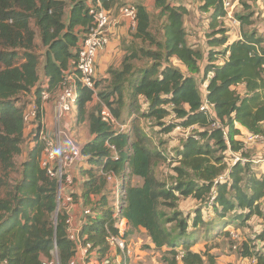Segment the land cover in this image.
Wrapping results in <instances>:
<instances>
[{
	"label": "trees",
	"instance_id": "1",
	"mask_svg": "<svg viewBox=\"0 0 264 264\" xmlns=\"http://www.w3.org/2000/svg\"><path fill=\"white\" fill-rule=\"evenodd\" d=\"M103 1L106 8L115 5L114 0ZM141 1L136 6L138 22L128 44V56L123 68L112 69L109 89L97 91L96 83L95 88L81 86L78 91L77 120L87 123L93 137L82 148L87 159L79 175L75 173V181L83 179V205L96 212V216H87L82 236L98 248L101 258L107 255V236L118 232L115 205L107 191L110 188L106 174L113 173L121 182L119 214L128 220V236L132 229L144 228L161 253L162 264H215V257L208 251L195 249L204 229L207 234L216 230L210 223L214 218L209 220L205 214L218 213L224 218L232 213L246 222L263 216L264 174L251 172L250 159L238 161L226 171L217 165L223 160L217 153L220 149L245 155L238 124L251 133L264 135V36L253 29L243 32L241 39L231 37L224 25L228 18L224 0H199L201 10H213L209 12L211 32L207 36L204 29V35L198 34L206 40V48L200 47L188 39L185 27V17L192 10L186 5L157 0L155 11L159 13L155 17L161 21L158 37L152 32L153 14ZM247 1L241 0L249 9ZM253 1L261 7L260 0ZM96 2L0 0V264H43L53 258L55 244L61 264H70L74 255L65 216L60 215L55 224L57 179L49 176L40 163L44 149L39 138L41 116L36 119L38 126L34 128L28 158L21 171L16 167L27 129L25 110L16 98L34 87L40 94L36 38L45 47L43 74L50 88L59 87L66 74L76 70L71 62L78 58L81 34L95 20L94 11L99 9ZM249 16L241 17L244 27L253 24ZM137 58L146 60L143 67L134 62ZM240 85L245 87L243 94L237 90ZM126 90L132 103H138L139 97L147 100L148 109L141 113L142 117L164 125L162 120L173 115L177 121L167 125L164 132L176 126L187 129L195 125L204 130L184 139L175 161L167 158L137 120L126 132L102 120L104 105L118 120L122 118ZM96 98L100 103H94ZM204 99L214 105V116L200 110ZM36 100L39 104L40 97ZM215 120L226 126L228 142L220 129L212 127ZM212 140L218 148L211 145ZM167 160L177 173V183L172 187L156 173L157 166ZM17 171L20 176L12 178ZM224 172L226 179L219 180ZM135 179L140 182L134 183ZM182 197H194L200 202L191 222L175 208ZM167 209L174 210L173 215H168ZM169 223H175V227L168 228ZM231 224L227 222L225 227ZM225 230L230 237L231 231ZM263 243L264 228L234 246L241 258L252 260L251 264H264ZM180 252L183 255L178 260Z\"/></svg>",
	"mask_w": 264,
	"mask_h": 264
},
{
	"label": "rangeland",
	"instance_id": "2",
	"mask_svg": "<svg viewBox=\"0 0 264 264\" xmlns=\"http://www.w3.org/2000/svg\"><path fill=\"white\" fill-rule=\"evenodd\" d=\"M69 2L70 0H66ZM117 1L120 0H114L115 5L118 4L119 9L113 6L115 9V12L117 13V17H112L115 19L116 24L113 28L110 29L112 33L110 34L112 40H113V46L111 47L110 51H108V47L104 50H101L98 54V57L96 58L95 63V76L93 77L92 84L90 88H93L96 83L99 84V87L96 89L97 91H101L104 89H109L108 86L110 84V81L112 80V69H121L123 68V64L125 61V56H128L127 51L128 50V44L133 40V34L134 31L130 26V34L126 32L125 27L123 35H127L130 38L122 39L121 34L117 31L118 28L123 27L125 24L120 20L123 19L121 16L120 7L124 5V3L129 2L131 4H134L137 6V4L141 3V0H122L119 3ZM224 0V4H225ZM156 2L157 0H144V4L149 9V11L153 14V22H152V32L153 34L160 37V28H161V21L158 17L159 10L155 11L156 9ZM170 3H177L180 5H186L189 9L192 10L190 15H187L185 17V27L187 31L189 32V40L192 42V44H198L200 47L206 48V40L204 37H199V33H203L204 35V29L207 31L206 34L208 36V33L211 32V28L209 25V12L213 11L210 9L209 12L203 11L200 9L201 2L199 0H168ZM232 4L231 8V16H228V18L225 19V24L227 29L229 30V35L231 37H234L235 39H241L242 34L245 31L251 32L253 29L258 31L260 34L264 36V6L263 7H256L254 5L253 0L247 1L250 8L246 9V7L242 4L241 0H229ZM69 5L66 8V17L69 15ZM194 11V12H193ZM111 12V11H110ZM243 15H250L249 21H251L248 25L245 24V27L242 25L241 17ZM125 20V19H123ZM236 20V22H235ZM113 27V25H112ZM198 28V29H195ZM263 27V28H260ZM260 28V29H259ZM259 29V30H258ZM133 31V32H132ZM197 34V35H196ZM205 34V35H206ZM194 38L196 40H194ZM111 40V42H112ZM127 40H130L129 42H125ZM36 52L38 53L40 57V66H39V73L41 75V81L38 84V87L41 88L40 94H37V87H34L31 92H25L20 94L16 99L19 100L18 105L23 106L25 113L28 116L29 120H33V118L29 115V110L35 109L34 103L37 101L36 99L40 97V103L37 105L42 104V110L44 112L43 118H41V121H43V124H46L45 133L49 132V135L58 134V131H56V124H58V119H56V113H57V107H59V97L60 94L63 92L64 89H80L81 85L79 83H76V81H73V78L68 75L65 76L63 83L59 87H51L46 82L45 75L43 74V64H44V54H45V47L40 43L39 39L36 38ZM132 46V45H131ZM107 49V50H106ZM107 53L109 55L110 62L106 63V67H100L98 63L99 60H101L104 57V53ZM146 60L137 58L134 60V62L140 66L143 67ZM173 61L178 64L179 62L173 58ZM183 67L182 64H178ZM1 66V63H0ZM67 75V74H66ZM77 84V85H76ZM75 85V86H74ZM201 86V83H199ZM95 88V87H94ZM44 89L47 91H50L51 95L48 94L49 99L45 101L43 92ZM239 92H241L242 88H237ZM36 92V93H35ZM244 93V92H243ZM242 93V94H243ZM37 95V96H36ZM124 111L123 116L120 120L117 119L119 124H130L134 123L135 120L140 124L141 127L144 128V130L149 135L152 144L162 151H164L167 155V158H171L175 161V157L178 156L180 148L182 146V142L184 139L191 134H196L197 131L200 132L204 130L202 127L195 125L192 127H189L187 129H184L181 126H176L173 128V130L169 133L164 132V129L167 125H171L175 123L177 120L174 119L173 115L167 116L165 119L162 120L164 125H160L156 122L153 118H145L141 116V113L147 112L148 102L145 98L139 97L138 103H132L130 99L129 91L126 90L124 94ZM42 100V101H41ZM68 102H70V98H68ZM94 103H100V100L98 98L95 99ZM131 103V104H130ZM117 104H114V107H116ZM133 108V109H128ZM131 112L130 115L128 113ZM78 111H77V103L71 106V109L68 113H65L62 115L61 118H59V128L61 129L62 133H65L68 135V138L78 144V148H82L87 141H89L93 135L91 134L88 125L86 122H78ZM125 120V121H124ZM36 124V123H35ZM34 123L30 121L29 126L26 129V135L24 142L22 143V152L16 157V167L21 171V168L23 166V163L28 158V153L30 151V144L33 143L34 138ZM241 131V130H240ZM244 133H247V130H243ZM242 133V132H241ZM63 135V134H61ZM242 137L245 140H247V134L242 133ZM32 140V142H31ZM246 142V141H245ZM211 145L213 147L218 148L217 145H215V142L212 140ZM242 152L245 154L244 156L241 155V153L233 152L231 150H220L217 153V157H223V160L220 164L225 167V170L227 171L229 167L234 164L235 161L238 162V159H250L251 162V172L263 175L264 174V139L258 141V142H246L244 143V147ZM213 163H216L215 159H212ZM236 162V163H237ZM41 163V162H40ZM42 167V166H41ZM76 174L78 171H74ZM156 173L158 174V177L161 180H164L170 187L175 185L177 183V173L174 170V166H172V163L170 161H166L162 164H159L156 168ZM226 173H223V176L226 177ZM19 177L20 173L17 171V173L12 174V178ZM79 175V172L78 174ZM82 181L83 179L80 178L77 180V186L79 188H82ZM134 183L138 184L140 180L135 179L133 181ZM245 185V184H243ZM107 186H109L110 189L107 188L109 200H111V203L113 204V201H116V198L114 199V190L116 189V186L114 188V184H110L108 182ZM112 191V192H111ZM111 193V194H110ZM122 195V194H121ZM111 198V199H110ZM264 200L262 201V212L263 216H254L249 221H241L237 218H235L234 214L228 213L224 218L220 217V215L217 213L215 216L214 214H210V217L208 214H205V216L210 220L213 219L210 223H212L213 227H216L214 229H211L210 232L207 234L205 233L206 229L203 230V234L200 236V238L197 240L198 243L195 245L196 250H206L209 252L210 255H213L215 257V264H250V261L248 259H242L239 256L237 248H235V244H239L240 241L249 239L254 237L259 231H261L262 228H264ZM200 206V202L197 201L194 197H188V198H181L180 201L177 203V206L175 207L176 210H180L183 213V216L188 217L189 221L193 219L195 215L196 209ZM174 210L167 209L168 215H173ZM206 212H208L206 210ZM55 218V215H54ZM191 222V221H190ZM232 222L228 228L225 227V223ZM176 223V222H175ZM175 223H169L167 225L168 228L173 229L175 227ZM239 228V230H236L234 227ZM229 231H235L237 235H239L238 238L230 237L227 234V230ZM176 234V233H175ZM130 238L135 240L134 243H141V246H147L146 245V239L147 234L142 233L141 231L132 229L130 232ZM138 238H142L139 240ZM145 240V241H144ZM261 246L262 242H258ZM148 247V246H147ZM264 247V243L262 244V248ZM146 248V247H145ZM160 253V252H159ZM162 261L161 259V253L158 255L155 253V255L152 256V254L149 257H145L140 264H158ZM209 264V263H208Z\"/></svg>",
	"mask_w": 264,
	"mask_h": 264
},
{
	"label": "built area",
	"instance_id": "3",
	"mask_svg": "<svg viewBox=\"0 0 264 264\" xmlns=\"http://www.w3.org/2000/svg\"><path fill=\"white\" fill-rule=\"evenodd\" d=\"M112 1V0H107ZM97 6L99 7L98 11H94L95 20L93 24L89 27L87 32L81 34V42L78 58L72 61L75 71L68 72L66 77L70 75L73 78V81L79 83L83 87H91L93 77L95 76V63L96 58L101 50L107 48L111 43L110 31L111 28H114L116 24L115 19L112 17L110 8L104 6L103 0H97ZM225 9L228 12V16H231L232 4L229 0L225 1ZM261 7L264 6V0L259 1ZM121 16L123 19L129 22L131 28L135 31L138 22V10L134 4L129 2L124 3L120 7ZM227 16V17H228ZM236 22V20H235ZM113 25V27H112ZM212 74H210L211 77ZM77 85V84H76ZM75 86V85H74ZM208 82L203 84L204 94L208 93L207 90ZM78 89H64L59 97V107H57L56 119H58V124H56V131L58 134L49 135L45 133L46 124H43L41 121V131H40V140L44 143L43 155L41 158V166L47 171L48 175L57 179V207L55 211V224L58 223V218L60 215L65 216V228L67 238L74 243V255L71 258L70 264H92L87 262L88 259L99 257L103 261H97V264H132V261H136V252L135 247L128 237L129 223L128 220L122 217L120 213V197H121V182L116 179L113 173L106 174L107 179L110 184L116 181V189L114 190L113 198H116V201H113L114 210L116 211L115 217L117 218L115 222V227L118 229L117 234H108L107 242L109 244V252L104 257L106 262L104 263V258L100 257L98 248L93 246L92 242H85V237L82 236V227L87 222V216L95 215L96 212L91 206L82 205L83 203V194L82 189L77 186L75 181V172L84 165L86 157L83 155L82 148H78V144L74 143L72 139L68 138V135L61 132L59 128V118L62 117L65 113H68L71 109V106L76 104L78 101ZM48 94L51 95L50 91L44 89L43 96L45 101L49 99ZM70 98V102H68ZM42 101V100H41ZM37 102L35 101V109L29 110V115L33 120H29L27 114L26 122L27 127L30 124V121L34 123L33 127L36 128L38 124L36 119L39 116L40 119L43 118L42 104L38 107ZM201 111H204L207 114L214 116V105L210 103L207 99H204L201 106ZM101 118L104 122L110 126H114L118 129L119 132L129 131V124H119L117 118L114 116L111 109L104 105L101 110ZM212 127L215 129H220L223 132L224 138L228 142V132L226 126L220 121L215 120L212 123ZM247 134L246 142H258L264 139L263 134H254L249 131L244 133ZM242 133L238 135V138L246 143L242 137ZM63 134V135H61ZM114 148V146H112ZM245 160V159H244ZM238 159V161H244ZM237 161L234 162V164ZM225 176H220L219 180H225ZM114 186V188H115ZM94 200V196H92ZM214 198H212L211 203H213ZM84 204V203H83ZM264 204V202H263ZM82 206V208H81ZM231 236L238 238L239 235L235 231H231ZM92 250L95 252L92 255ZM53 258L50 260H44L43 264H61L58 248L55 244L54 250L52 252ZM183 252H180L177 256L178 260H181Z\"/></svg>",
	"mask_w": 264,
	"mask_h": 264
},
{
	"label": "crops",
	"instance_id": "4",
	"mask_svg": "<svg viewBox=\"0 0 264 264\" xmlns=\"http://www.w3.org/2000/svg\"><path fill=\"white\" fill-rule=\"evenodd\" d=\"M117 5H115L114 7H116ZM117 8L119 9V7L117 6ZM115 9L116 8H113V5H112V7H110V11H111V14L113 15V17H117V16H119V15H117V13L115 12ZM125 25L123 26V27H121V28H118L117 29V31L121 34V36L123 35V33H124V27H125V30H126V32H127V34L129 33L130 34V24H129V22L128 21H126V20H123V19H120ZM116 30V29H115ZM115 30H114V28H113V32H115ZM134 31V30H133ZM126 38H130L129 36H127V35H123L122 36V39L124 40V39H126ZM194 40H196L195 38H194ZM128 42H129V40H127ZM114 44H113V40H112V42L110 43V45H109V49H108V51H107V53L110 51V49H111V47L113 46ZM107 50V49H106ZM106 52L104 53V57L101 59V60H99V62L100 63H98L99 64V66L100 67H106V63L107 62H110L111 63V61L109 60L110 58H109V55L107 54ZM182 67V66H181ZM238 88H242V90H241V93H243L244 92V90H245V87L243 86V85H240V86H238ZM238 127L241 129V130H244L245 128L243 127V126H241V125H239L238 124ZM246 130V129H245ZM91 140V139H90ZM82 205H83V203H82ZM81 208H82V206H81ZM209 217H210V214L208 215ZM208 217V218H209ZM129 230H130V227H129ZM138 231H141L142 233H145V234H147V231L144 229V228H140V229H138ZM129 237V239H130V241L132 242V244L134 245V247H135V252H136V261L134 260V261H132V264H140V262H142L143 260H144V258L146 257H149L151 254H152V256L153 255H155V253L156 254H160L159 253V251L156 249V246H155V244L152 242V240L150 239V237L148 236V234H147V239H146V245L148 246H141V243H139V242H137V243H134L135 242V240H133V239H131L130 238V236H128ZM139 240H141L142 238H138ZM145 241V240H144ZM165 250V249H164ZM95 254V252L92 250V255H94ZM243 259V258H242ZM244 259H246V258H244ZM249 260V259H248ZM92 261V264H97V261H103L102 259H100L99 257H94V258H90V259H88L87 260V262L89 263V262H91ZM250 261V264L252 263V260H249ZM106 262V258H104V263ZM75 264H79L78 262H76ZM158 264H162V262H160V263H158Z\"/></svg>",
	"mask_w": 264,
	"mask_h": 264
}]
</instances>
